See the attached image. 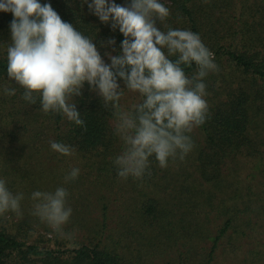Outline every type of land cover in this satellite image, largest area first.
<instances>
[{
  "label": "trees",
  "instance_id": "obj_1",
  "mask_svg": "<svg viewBox=\"0 0 264 264\" xmlns=\"http://www.w3.org/2000/svg\"><path fill=\"white\" fill-rule=\"evenodd\" d=\"M39 2L50 3L63 21L94 40L105 63H110L106 51L119 54L124 36L101 23L87 4L81 7V0ZM114 2L127 6L131 0ZM160 2L170 15L162 24L157 21V26L165 32L172 28L197 33L214 54L218 71L203 80L208 116L194 128L196 135L188 134L193 149L183 160H169L165 168L151 157L150 174L139 180L117 175L112 157L116 118L87 84L74 98L84 126L62 114L43 113L39 98L36 104L22 98L24 89L7 76L13 14L0 11V178L13 194L24 197L21 215H0V264H149L148 258L157 254H163L164 264H213L221 246V255L240 259L241 264L264 261V237L260 238L264 234V0ZM110 38L115 45L101 48L100 42ZM181 67L188 77L197 71L194 62ZM118 82L123 88V81ZM5 87L15 88V95H6ZM129 93L133 94L130 101ZM141 100L138 93L125 89L119 104L132 110ZM50 141L69 145L77 157L100 163L94 169L97 178L104 175L110 182L126 181L144 190V199L134 206L130 226L118 241H109L112 233L106 235L108 217L103 206L101 236L98 230L90 231L100 237L88 244L53 251L41 248L39 241L30 242L29 224L36 220L22 210L34 203L31 195L36 190L23 159L32 161L44 150L46 158L56 160L59 153L51 149ZM68 173L60 172L57 179ZM80 180L66 187L75 188ZM52 241L58 243L57 237L46 243ZM207 241L209 249L204 245Z\"/></svg>",
  "mask_w": 264,
  "mask_h": 264
},
{
  "label": "clouds",
  "instance_id": "obj_2",
  "mask_svg": "<svg viewBox=\"0 0 264 264\" xmlns=\"http://www.w3.org/2000/svg\"><path fill=\"white\" fill-rule=\"evenodd\" d=\"M84 4L101 23L110 24L124 36L118 55L105 52L110 63H105L94 40L63 21L50 3L0 0V11L13 14L8 79L24 89L22 98L29 104H36L39 98L43 113L62 114L78 126H84L85 121L74 98L81 96L87 84L116 118L114 130L122 141V151L113 164L122 179L139 180L150 174L153 156L161 168L167 167L169 160H183L194 147L188 134L208 116L203 80L218 71L214 54L197 33L172 28L162 31L157 21L162 24L170 10L160 0H131L127 6L114 0H81V7ZM115 43L110 38L101 41L100 47ZM193 62L197 71L188 77L181 65L190 67ZM118 80L123 81V88ZM125 89L142 98L132 110L119 104ZM4 93L15 95L16 89L5 87ZM50 147L64 156L74 152L60 142L50 141ZM79 173V168H72L65 183L77 179ZM68 196L64 187L33 192L32 214L61 237L71 239L72 234L63 230L72 215ZM23 199L22 193L13 194L7 181L0 178V215H21Z\"/></svg>",
  "mask_w": 264,
  "mask_h": 264
},
{
  "label": "rangeland",
  "instance_id": "obj_3",
  "mask_svg": "<svg viewBox=\"0 0 264 264\" xmlns=\"http://www.w3.org/2000/svg\"><path fill=\"white\" fill-rule=\"evenodd\" d=\"M164 3H168L167 0H161ZM226 71H231L228 69ZM132 93L126 94L127 100L130 101ZM126 100V101H127ZM115 122L112 124L114 130ZM115 132V130H114ZM192 133L196 135V130L193 129ZM16 145V144H15ZM19 147V146H18ZM115 152L112 157L118 156L122 151V141L117 136V140L114 143ZM55 152V151H54ZM56 153V152H55ZM43 156L34 158L32 161H28L26 157L23 159V164L26 168L30 169L32 183L35 185L36 191H54L57 187H64L67 189L69 196L67 198L68 206L72 208V215L69 222L64 225V232L71 233L72 238L61 237L55 233L46 223L42 222L39 218L32 214L33 204L25 205L22 210L23 213L35 218L36 221L31 222L30 229V242L39 241V246L47 248L49 250L57 251L60 249H72L78 248L80 244H88L92 239H98L101 236L99 232L103 210L102 207H106V215L108 217L107 233H112L109 241H118L122 231L125 232L129 228L131 219L129 215L134 212V206H138L142 198L144 199V190L135 187L134 184H130L126 181L110 182L104 175L97 178V172L94 170L97 161L92 159H84L72 154L70 156H64L57 154L56 160L53 158H46L44 150L40 151ZM110 157H108L109 159ZM107 159V161H109ZM22 162V161H21ZM97 165H100L98 163ZM108 166V165H107ZM91 167H93L91 169ZM72 168H79L80 183L75 188H67L64 178L57 179V175L60 172L69 171ZM71 184L70 186H72ZM17 218H14V223H17ZM128 222V223H127ZM92 229V230H91ZM46 230H49L47 233ZM98 230V237L90 231ZM106 235H103L106 236ZM57 237L58 243L52 241L46 243L47 239L54 240ZM264 237V234L260 238ZM45 241V242H44ZM209 249L210 244L207 241L205 244ZM201 246L202 243H201ZM222 247V246H221ZM220 250L217 251V256L213 264H241L240 259L233 258L229 255H221ZM226 247V245H225ZM223 249V247H222ZM163 254H157L156 256L149 257V264H164L161 260ZM165 257V255H164ZM168 260V259H167ZM261 264H264L262 261Z\"/></svg>",
  "mask_w": 264,
  "mask_h": 264
}]
</instances>
